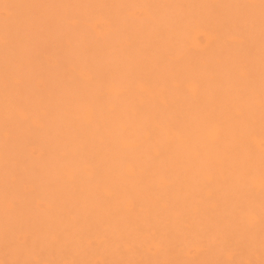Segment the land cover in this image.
Instances as JSON below:
<instances>
[{
  "label": "rangeland",
  "instance_id": "rangeland-1",
  "mask_svg": "<svg viewBox=\"0 0 264 264\" xmlns=\"http://www.w3.org/2000/svg\"><path fill=\"white\" fill-rule=\"evenodd\" d=\"M0 264H264V0H0Z\"/></svg>",
  "mask_w": 264,
  "mask_h": 264
},
{
  "label": "bare ground",
  "instance_id": "bare-ground-1",
  "mask_svg": "<svg viewBox=\"0 0 264 264\" xmlns=\"http://www.w3.org/2000/svg\"><path fill=\"white\" fill-rule=\"evenodd\" d=\"M143 87V86H142ZM145 90V89H144ZM91 117V116H90ZM218 133H217V131H216V135H217Z\"/></svg>",
  "mask_w": 264,
  "mask_h": 264
}]
</instances>
